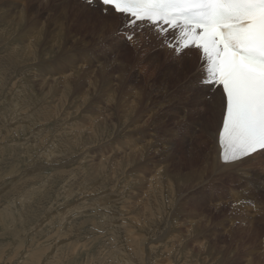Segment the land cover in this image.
Wrapping results in <instances>:
<instances>
[{"label": "rangeland", "instance_id": "1", "mask_svg": "<svg viewBox=\"0 0 264 264\" xmlns=\"http://www.w3.org/2000/svg\"><path fill=\"white\" fill-rule=\"evenodd\" d=\"M83 5L0 0V264H264L255 170L186 168L200 132L164 45H125ZM130 85L155 201L123 153Z\"/></svg>", "mask_w": 264, "mask_h": 264}, {"label": "bare ground", "instance_id": "2", "mask_svg": "<svg viewBox=\"0 0 264 264\" xmlns=\"http://www.w3.org/2000/svg\"><path fill=\"white\" fill-rule=\"evenodd\" d=\"M66 7L67 6H64L65 9H66ZM83 7L94 18L96 17L97 20L102 23L101 25H102L103 28L109 26V29L110 28L114 29L117 26H123L125 28V30H129V28H127L126 18L125 17H122V16H120L118 14H115L111 10H109V13L107 15H105L103 13V11H102V6L100 4H99V6H96L94 4L90 5V6L83 5ZM67 10H68V8H67ZM130 22L134 23L132 18H131ZM134 24L136 25V28L138 29V32H137V34L135 36V40L133 42L136 43V42H144V41L150 40V41L156 43V45H158L159 47L164 45V48L162 50H163L165 59L170 64H172V66H170L169 72L167 74V79H170V81L173 82V84L175 85V88L176 87L178 88V91H182V92L184 91V96H185V99H186V101L188 103V109L186 110V115L189 118L192 119V123L195 124L198 127V130L200 132V133H198V136H199V143L197 145L198 147H196V148H192L191 147L192 149H190L189 152L187 151L188 152V154L186 153L187 157L184 158L186 162L184 161L185 163H182V164H186V168H188L189 170L198 169V170H206V172H208V170H214V171L216 170L215 171L216 175H217V170H220V171L237 170L238 173L241 172V171H244V170H255V171H253L251 173H248V175H249V177H252L253 179L258 180L256 182H260L261 183V185L259 187H262V190L264 191V154L254 155L253 157H251V158H249V159H247V160H245V161H243V162H241L239 164L227 166L226 168L218 163V160H217V156H218V140H219V134H220V131H221L222 121H223V117H224V113H225L226 100H225V96H224L222 90L219 87L215 88L212 85H208V84H203L202 85L200 83V81L202 79H206V80L212 79V77L207 72V65L204 66V63L207 62V59H208L207 58L208 51L204 50V49H202L200 47H187V46H185L184 42H185L186 31L184 29L171 28V29L165 30L163 25H161L159 23H149L147 21L137 22V23H134ZM90 26H92V25H90ZM83 28L84 27H82V29ZM133 31H136V29H134ZM21 35L19 37H21ZM179 42H181L180 45H178ZM173 50H181L182 54L177 56L173 52ZM155 66H158V65H155ZM75 73L76 74L78 73L81 76V74L79 72H75ZM75 77H77V76H75ZM46 82H47V80H46ZM89 82H90V79L88 80V84H90ZM163 82H165V81H163ZM43 84H45V83H43ZM87 86H89V85H87ZM171 87H172V85H171ZM160 90H163V89L161 88ZM104 93H106V92H104ZM140 96H141V91L135 92L133 85H130L129 86V90L124 94V97H123L125 99V100L123 99V101L125 102L124 103L125 104V108L123 107V109H124L123 114L125 113V116H126V125H125L126 129H125V132L123 134L127 135V137H128L123 153H124V156L127 157L128 161H129V163H128L129 164V170H131L129 172L130 177L133 176L132 175L133 171L136 173V177H134V178H136V181H135L136 183H135L134 187L137 185L141 189V188H146L147 185H149L148 189H151L150 192L152 193V194H150L152 196H151V199H149V200L155 201L156 198L154 196V191L152 190L154 183H153V181L150 180L151 178H149V180L151 181V183H150L149 180L147 179V177L144 176V172L145 173L146 172H150V170L145 171L144 163L142 162V158H143V156L145 154V149L143 150L144 145L141 146V144H138L136 140H140V142L142 140L140 138H138V137H134V135L140 133L141 128L144 127L143 126L144 122L141 121L142 120V115H143L144 112L142 113V115L141 114L139 115V113H138L139 112L138 109L141 108L140 107L141 106V102H140L141 98H140ZM168 96H169V93H168ZM123 105L121 104V106H123ZM120 109H122V108H120ZM161 109H162V106H161ZM159 110H160V106H159ZM153 115H154V113H153ZM155 115H157V114L155 113ZM149 117L152 118L151 115ZM183 119L185 120L186 117H184ZM177 120H180V119H177ZM149 121L152 122V120H150V119H149ZM181 123H182V121H181ZM157 124H159V123L157 122ZM163 127H164V125H163ZM147 128H148V126H147ZM175 139H176V137H175ZM206 144H210V149H209V146L207 147V149L205 148ZM118 146L119 145H117L116 147H118ZM153 146H154V144H153ZM155 147H156V145H155ZM152 152L153 151H151V153ZM195 153H196V155H195ZM200 153H201V155H200ZM170 156H171V154H170ZM166 157H167V154H166ZM255 159H257V161H255ZM164 164H165V162H164ZM148 165H150V164H148ZM159 169H160V167H159ZM164 169H165V167H164ZM162 170L160 169V171H162ZM187 172H188V170H187ZM196 173L195 174L191 173V174L192 175H197ZM203 173H204V171H203ZM203 173H201L200 176ZM243 173H247V172H243ZM198 175H199V172H198ZM209 175H211V174H209ZM151 177H154V175L151 176ZM202 178L204 179V177H201L199 179L201 182H202V180H201ZM188 180H189V178H188ZM195 180H197V179H195ZM197 182H199V181H197ZM203 182H205V181H203ZM207 183H208V181H207ZM185 186H186V184L184 185V187ZM190 187H191V185H190ZM191 189H192V187H191ZM186 190H188V189H186ZM186 190H185V192H186ZM185 196H186V194H185ZM223 202L225 204V201H223ZM226 204H228V203H226ZM232 213H234V212H232Z\"/></svg>", "mask_w": 264, "mask_h": 264}, {"label": "snow or ice", "instance_id": "3", "mask_svg": "<svg viewBox=\"0 0 264 264\" xmlns=\"http://www.w3.org/2000/svg\"><path fill=\"white\" fill-rule=\"evenodd\" d=\"M142 0H98V3L102 6V11L105 15L109 13V10L126 18L127 28L135 29L136 25L131 21V11L134 10V6L141 3ZM87 4H94L96 0H85ZM124 38L132 43L135 38V33L124 34ZM173 52L179 56L182 54L181 50H173ZM224 80L227 84L226 91L230 92V106L233 119L239 123L244 115L246 97L243 86L239 80L237 74L232 70L230 66H226L224 70ZM210 80L202 79L200 83L207 84ZM264 154V133L256 135L253 132H249L245 136H240L236 143L232 146L225 145L222 140L218 141V163L225 168L227 166L239 164L254 155ZM241 203L237 201V204ZM255 207V205H253Z\"/></svg>", "mask_w": 264, "mask_h": 264}]
</instances>
